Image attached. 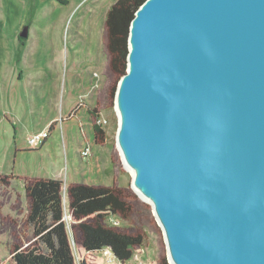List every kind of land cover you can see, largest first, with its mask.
<instances>
[{"label":"water","instance_id":"1","mask_svg":"<svg viewBox=\"0 0 264 264\" xmlns=\"http://www.w3.org/2000/svg\"><path fill=\"white\" fill-rule=\"evenodd\" d=\"M127 44L116 147L169 263L264 264V0H146Z\"/></svg>","mask_w":264,"mask_h":264},{"label":"rangeland","instance_id":"2","mask_svg":"<svg viewBox=\"0 0 264 264\" xmlns=\"http://www.w3.org/2000/svg\"><path fill=\"white\" fill-rule=\"evenodd\" d=\"M67 1L64 6L53 0H0V174L52 178L54 169L63 168L65 192L69 182L106 186L115 182L109 159L112 146L117 149L114 102L122 78L112 83V109L100 112L108 122L104 128L107 146L96 147L88 110L96 106L106 80L104 22L118 0ZM23 27L29 28L25 41L20 38ZM78 105L77 117L69 118ZM46 129L51 133L48 141L31 148L30 138ZM87 147L91 154L100 151L101 166L91 155L86 161L78 155L80 148ZM120 171L118 185L134 195L131 173L122 164ZM14 187L16 193L23 192L21 184ZM135 207L132 224L115 217L108 220L112 225L138 228L145 236V246L127 264H153L163 259L169 263L164 235L151 206L137 201ZM64 211L68 222L66 195ZM4 214L12 215L8 207ZM10 241L8 234L0 235V264H15L9 255ZM72 242L74 245L73 236ZM75 254L79 262L76 248ZM104 257L114 261L109 255Z\"/></svg>","mask_w":264,"mask_h":264},{"label":"trees","instance_id":"3","mask_svg":"<svg viewBox=\"0 0 264 264\" xmlns=\"http://www.w3.org/2000/svg\"><path fill=\"white\" fill-rule=\"evenodd\" d=\"M53 1L68 5L67 0ZM145 1L118 0L106 14L102 40L106 80L96 98V106L88 110L94 143L99 147L107 146L108 141L105 129L99 124L100 112L112 109L115 95L112 83L126 73L130 24ZM79 108L78 105L70 118ZM112 148L115 182L111 186L70 183L65 192L62 180L0 174V235L10 236L8 250L15 264H106L100 256L105 249L113 254L116 260L113 264H127L134 252L142 250L145 236L140 229L108 222L110 217H115L119 222L132 224L137 201L142 203L135 193L132 195L129 189L118 185L122 163L117 149ZM17 181L23 182L25 195L16 193ZM6 207L12 215L4 214ZM153 264L169 263L163 259Z\"/></svg>","mask_w":264,"mask_h":264},{"label":"built area","instance_id":"4","mask_svg":"<svg viewBox=\"0 0 264 264\" xmlns=\"http://www.w3.org/2000/svg\"><path fill=\"white\" fill-rule=\"evenodd\" d=\"M99 124L103 128H106L105 126L108 124V122H107V120L103 121V119L101 118L99 121ZM50 135H51V133L47 129L42 131L41 133H37V134L33 135L29 140V146L31 148L42 147L48 141V139L50 138ZM79 155L84 161L88 160V158L91 155V148L90 147L85 148L84 150L80 151ZM102 253H103V257H104V255L105 256L109 255L110 258L114 260V261H108L107 262L105 257L104 258L102 257L106 264H113L116 261L115 258L113 257V254L111 253L110 249H105Z\"/></svg>","mask_w":264,"mask_h":264},{"label":"crops","instance_id":"5","mask_svg":"<svg viewBox=\"0 0 264 264\" xmlns=\"http://www.w3.org/2000/svg\"><path fill=\"white\" fill-rule=\"evenodd\" d=\"M73 110H74V109H73ZM77 114H78V113H77ZM77 114L75 115V117H77ZM88 116H89V115H88ZM69 118H70V115H69ZM52 123H53V122H52ZM88 123L90 124V119H89ZM55 124H56V123H55ZM81 124H83V123H81ZM54 129H55V127L53 128V130H54ZM93 139H94V135H93ZM96 147H97V146H96ZM99 148H101V147H99ZM80 151H81V148L78 150V155H79ZM99 155H100V151H95L94 154H93V152H92V154H91V156H93V157H95V159H97V160H95V162H97V165H98V166H101V164L99 163V157H100ZM90 158H91V157H90ZM109 161H110L109 169L111 170V159H109ZM88 162H89V161H88ZM110 172H111V171H110ZM11 174H14V175L17 176V177H28V176L17 175V174H15V173H11ZM53 175H54V176H52L53 179H58V180H62V181H63V168H62L60 171L57 170V169H54ZM63 182H64V181H63ZM16 183L22 185L23 192H20V193H22L23 195H25L23 182H21V181H17ZM78 183H79V182H78ZM68 184H70V182H69Z\"/></svg>","mask_w":264,"mask_h":264},{"label":"bare ground","instance_id":"6","mask_svg":"<svg viewBox=\"0 0 264 264\" xmlns=\"http://www.w3.org/2000/svg\"><path fill=\"white\" fill-rule=\"evenodd\" d=\"M121 163H122V165L126 168V170H127L128 172L131 173V175H134L133 170H131V168H129L128 166H125V165L123 164L122 159H121ZM134 192L137 194V192H136L135 190H134ZM138 196H139V198H140L143 202L149 204V202L146 200V198L144 199V197L141 196V195H138ZM150 206H151V205H150ZM151 208H152V207H151ZM152 211H153V210H152Z\"/></svg>","mask_w":264,"mask_h":264},{"label":"flooded vegetation","instance_id":"7","mask_svg":"<svg viewBox=\"0 0 264 264\" xmlns=\"http://www.w3.org/2000/svg\"><path fill=\"white\" fill-rule=\"evenodd\" d=\"M23 29H24V27H23ZM23 29H22V31H23ZM22 31H21V32H22Z\"/></svg>","mask_w":264,"mask_h":264}]
</instances>
